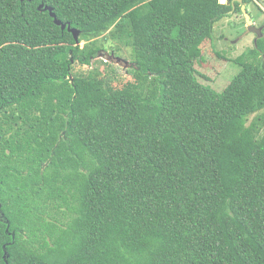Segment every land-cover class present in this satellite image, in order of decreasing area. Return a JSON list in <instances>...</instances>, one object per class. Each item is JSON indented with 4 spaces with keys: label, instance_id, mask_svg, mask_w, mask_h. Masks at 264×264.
<instances>
[{
    "label": "trees",
    "instance_id": "16d2710c",
    "mask_svg": "<svg viewBox=\"0 0 264 264\" xmlns=\"http://www.w3.org/2000/svg\"><path fill=\"white\" fill-rule=\"evenodd\" d=\"M226 1L0 0V264H264V23L195 68ZM104 33L133 64L75 71Z\"/></svg>",
    "mask_w": 264,
    "mask_h": 264
},
{
    "label": "rangeland",
    "instance_id": "374dc122",
    "mask_svg": "<svg viewBox=\"0 0 264 264\" xmlns=\"http://www.w3.org/2000/svg\"><path fill=\"white\" fill-rule=\"evenodd\" d=\"M261 1L264 2V0H252L245 4L256 28H261V23H264V6L262 7ZM221 2L226 3V0ZM259 7L262 9H258ZM108 34L104 33L96 37L99 43H104V51H100L88 65L75 64V71L87 73L92 68L98 67L102 72L107 73L114 66H119L124 70L133 64L130 46H126L120 40L110 39ZM255 38L256 34L248 30L242 12L229 13L216 22L212 38L202 44L201 60L195 63V68L199 72V82L221 92L240 70V66L235 64L233 59L252 48ZM78 45L83 47L84 41ZM118 72L121 73V81L125 82L131 79L129 74L123 71ZM117 84L118 82H114V85ZM252 118L253 115L249 117L248 124Z\"/></svg>",
    "mask_w": 264,
    "mask_h": 264
},
{
    "label": "water",
    "instance_id": "95a60500",
    "mask_svg": "<svg viewBox=\"0 0 264 264\" xmlns=\"http://www.w3.org/2000/svg\"><path fill=\"white\" fill-rule=\"evenodd\" d=\"M236 2L241 5L240 6V9H241V12H242V14L244 16L245 23L248 26V30L254 32L257 35V37H261L262 27L261 28H256V26L253 24L251 15L248 13V11L246 9V6L243 4V0H231L232 10L229 13H232L233 12L234 5H235ZM226 3H227V1H226ZM261 4H262V7H263L264 6V2L261 1ZM38 9L39 10L43 9V10L49 11L50 16L53 18V22L56 25L60 26L62 30L66 28L70 33H72L73 38H74L76 44H79V35H80V31L79 30H77L75 28H71L69 24H64L61 21H59L56 18V15L53 13V10H52L51 7L44 6L43 4H40L38 6Z\"/></svg>",
    "mask_w": 264,
    "mask_h": 264
},
{
    "label": "bare ground",
    "instance_id": "6f19581e",
    "mask_svg": "<svg viewBox=\"0 0 264 264\" xmlns=\"http://www.w3.org/2000/svg\"><path fill=\"white\" fill-rule=\"evenodd\" d=\"M221 1H223V0H221Z\"/></svg>",
    "mask_w": 264,
    "mask_h": 264
},
{
    "label": "clouds",
    "instance_id": "9594fccd",
    "mask_svg": "<svg viewBox=\"0 0 264 264\" xmlns=\"http://www.w3.org/2000/svg\"><path fill=\"white\" fill-rule=\"evenodd\" d=\"M253 21V20H252ZM254 24V23H253Z\"/></svg>",
    "mask_w": 264,
    "mask_h": 264
}]
</instances>
